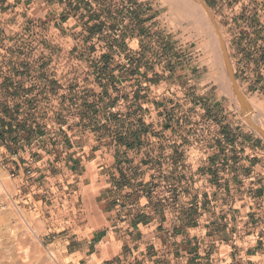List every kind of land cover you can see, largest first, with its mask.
<instances>
[{
	"label": "crops",
	"instance_id": "0c3cea01",
	"mask_svg": "<svg viewBox=\"0 0 264 264\" xmlns=\"http://www.w3.org/2000/svg\"><path fill=\"white\" fill-rule=\"evenodd\" d=\"M84 1L87 6L88 3L94 5L95 0ZM81 2L1 0L0 11L3 9L2 14L12 17L17 25L24 21L27 36L47 38L61 34L58 26H61L62 20L76 22L79 12H72L71 8ZM66 5L69 8H64ZM6 6L9 8L4 9ZM77 10H82V7ZM92 12L91 17L96 16ZM40 26H47V29L40 30ZM87 31L91 35L92 46H88L90 55L86 66L0 64V102L7 100L11 108L9 112L14 117L13 120H10L11 115L9 119H0V140L8 160L7 170L16 171V185L29 189L33 184L38 191H42L46 202L49 196L45 194H53V199L49 201L55 208L64 206L66 199L63 198L69 193L78 192L82 199L81 188L88 189L85 197L94 196L95 207L104 215L110 233L117 238L113 244L118 243V251L100 258L101 261L115 259L113 264H118L117 259H121V264L137 260H150L148 264H154V261L156 264H264V141L243 136L235 128L227 126L229 124H224L219 120V117L224 119L226 113L225 108L221 111L222 96L209 99L219 119L214 115L215 120L207 118L209 121L205 122L211 130L214 145L203 157L205 161L197 164V167L205 166L193 175L196 181L191 193L197 194L201 200L203 198V203L206 199L210 201L211 195L214 196V201L210 202L215 204L214 207L206 205L205 208L214 212L215 217L207 219L203 212L199 219L188 220L184 213L187 210L181 204L173 205L170 198L167 200L171 193L182 191L183 186L170 182L165 176V169L172 162L169 161L168 149L178 148L168 147L169 143H174L171 134L183 130L179 126L181 120L180 123H173L177 119L173 113L183 111L176 105L171 110L167 108L166 115H163L165 118H159L160 110L155 107L157 102L155 105L154 102L148 103V98L153 96L146 98L147 94L139 87L146 84L135 74L139 66L131 71L130 76L112 77L111 64H117L115 59L109 51H98V44H94L95 36L103 31L99 28ZM122 34L126 43L137 36ZM262 49L257 55L260 60H251L256 63L253 69L260 70L263 75L262 78L253 77L249 84L255 92L264 85V47ZM240 51L246 58L244 62H251L248 50ZM142 54L138 44L135 47L121 45L122 64H139L141 60L138 58ZM244 65L249 67L250 64ZM63 68L69 70L63 78L69 88L61 107L53 108L55 116L62 120L59 128L55 127L60 129L61 135L56 132L47 135L45 127L30 124L26 118H30L35 111L42 115L43 101L56 97L60 101L63 99L57 87H61L60 72ZM188 81H195L193 84L197 85L209 83L207 78L199 82L192 78ZM210 87H205L203 91ZM85 92V96H79ZM142 98H146L145 103ZM154 99L157 100V97ZM200 99L205 100L198 99L195 107L197 119L202 117L205 109V105L199 103ZM174 104L172 102L168 106L173 107ZM2 107L3 103H0ZM160 133L164 134L165 141L156 137ZM190 176H182V183L190 180ZM50 179L55 180V187ZM69 183H74L71 187L75 189L65 193ZM152 188L155 189L154 194L150 193ZM163 195L167 198H162ZM46 202L42 204L45 207ZM190 206L187 204L186 207ZM179 213H182L181 216ZM52 226L57 228L60 222ZM93 237V241L86 240V248L74 247L76 243L73 241H80V238L66 240L69 256L79 254L82 263L85 259V264H89L88 257L94 254L100 257L102 254L104 248L99 245H112L111 240L104 241L105 235L99 236L98 232ZM92 242L91 252L87 253V244ZM222 247L228 248L224 254L220 251ZM105 248L107 250L108 247ZM151 252L153 256L148 257ZM81 261L76 264H82Z\"/></svg>",
	"mask_w": 264,
	"mask_h": 264
},
{
	"label": "rangeland",
	"instance_id": "374dc122",
	"mask_svg": "<svg viewBox=\"0 0 264 264\" xmlns=\"http://www.w3.org/2000/svg\"><path fill=\"white\" fill-rule=\"evenodd\" d=\"M125 1L127 4H122L123 0H95L94 5L88 3L86 6L85 1L82 0L75 8H71L72 12H79L76 22L62 20V24H59L61 26H58L61 34L50 35L47 38L40 35L27 36L28 31L23 27L25 22L20 21L17 25L12 17L4 16L1 9L0 64H83L86 66L89 64L90 55L88 46H92L91 35H88L87 30L101 29L103 33L95 36L94 44H98V51L100 49L109 51L115 59L117 64H111V76L120 78L130 76L131 71L139 66L140 69L135 74L146 83L139 87L145 95L147 94L146 98L148 95L153 96L148 98V103L154 102L155 105L157 102L155 107L160 110L157 116L165 118L163 115H166L167 108L171 110L176 108V105H179L183 111L173 113L177 117L173 123H180L181 120L179 126L183 127V130L171 134L174 143H169L168 147L178 148L168 149V155L171 156L169 161L172 160V162L170 166H167L168 169H165V176L170 182L183 186L180 191L184 194L179 191L178 194L171 193L172 196L169 195L167 198L163 195L162 198L167 200L170 198V203L173 205L181 204L184 210H187L183 212L187 214L190 221L199 219L203 212L206 213L207 219H214L215 213L205 208L206 205L208 208L214 207V203L210 204L214 201V196L211 195L210 201L206 199L203 203V198L201 200L197 194L191 193L196 181L193 175H197L200 168L204 169L205 166L197 167V164L204 160L203 157L208 149L214 145L211 142V130L205 126L207 118H213L215 115V118H220L219 120L224 124H229L227 126L235 128L236 132L242 133L243 136H253L252 139L264 141V85L262 84L256 92L249 85L253 77L262 78L263 76L260 70L253 69V64L256 63L251 60L257 59L258 51L263 50L262 47H264V0ZM8 6L4 9L9 8ZM67 7L69 8L68 5L64 6V8ZM80 7L82 10H77ZM91 11L96 16L91 17ZM46 27L40 26V30L47 29ZM123 32L126 36L129 34L137 36H133L135 40H128L126 43L123 41L125 37ZM122 44L132 47L137 44L140 46L143 54L138 58L141 60L139 64L134 66L122 64ZM242 45L244 47H241ZM241 49L248 50L251 62H244L246 58ZM244 64L250 65L247 67ZM65 70L63 68L60 72L61 87L57 86L58 93L61 92L63 99L60 101L56 97L43 101L44 109H46L40 110L43 114L40 115L35 111L31 113L30 118H26L30 124L35 123L45 127L47 135L52 132L61 135L60 129L56 128H59L62 120L55 116L53 108L61 107L67 94L66 90L69 88L63 80L69 72ZM193 74H195L193 77H189ZM191 78L196 81L199 79L197 82L207 78L209 83L193 84L195 81H188ZM189 84L193 85L189 86ZM209 85L211 87L203 91ZM126 88L128 90L127 85ZM85 94L86 92L79 96H85ZM219 96H222L224 100L221 110L223 111L224 108L226 110L224 119L216 116L217 110L215 111L209 101ZM155 97L157 100L154 99ZM146 98H142L144 103ZM182 98L185 100L179 101ZM199 98L205 99L199 100L200 104L205 105V109L202 117L197 119L198 112L195 107L198 105ZM172 102H175L174 106L169 107L168 105ZM0 103H3V107L0 108V119L3 117L9 119L13 114L9 112L11 110L9 103L7 100ZM189 103L191 105L188 107ZM4 114L6 117L3 116ZM13 118L12 116L10 120ZM158 125L160 126L161 123ZM156 137L166 140L161 133ZM186 175H191L190 180H184L182 183L181 177ZM1 176L10 195L20 204V212L18 213L11 204H0V264H76L81 261V257L79 254L69 256V245L65 246V241L77 237L80 241H73L76 243L74 247L86 248V240H95L93 237L95 232H98L99 236L105 235L104 241L111 240L112 245H99L100 248H104L101 251L102 254L100 257L96 254L88 257L89 264H113L116 261L100 259L117 252L118 243L113 244L117 238L110 233L104 221V215L95 207L94 196L89 194V198L85 197L88 189L81 188V193L84 195L81 199L78 192L69 193L70 190L75 189L71 187L74 183H69L65 193L70 195L63 198L66 199L64 206L55 208L49 201L53 199V194H45L46 197L49 196L46 202L42 191H38L37 187H28L34 193L25 196L28 201L22 202L25 200L22 199L23 195L28 192V189L16 185L15 176L10 179L5 168ZM50 182L55 187V180L50 179ZM39 184L42 185L40 182ZM45 202L47 208L42 205ZM187 204L191 206L186 207ZM199 207L201 212L198 211ZM181 214L179 213L180 216ZM59 222L60 226L57 228L52 226ZM92 245L93 242L87 244L89 248L87 253L91 252ZM105 247H108L107 250ZM65 248L67 250L62 251ZM227 250V247H222L221 254ZM151 256H153L152 252L148 254V257ZM84 260L83 263L81 261L82 264H85ZM132 262L126 261L124 264H148L150 260ZM117 263L121 264V259H117ZM154 264H156L155 261ZM165 264L168 263L165 262Z\"/></svg>",
	"mask_w": 264,
	"mask_h": 264
},
{
	"label": "built area",
	"instance_id": "2783aa9c",
	"mask_svg": "<svg viewBox=\"0 0 264 264\" xmlns=\"http://www.w3.org/2000/svg\"><path fill=\"white\" fill-rule=\"evenodd\" d=\"M123 1H125V0H123ZM208 121L209 120H207V122ZM7 161L8 160H7L6 152L3 149V145H2L1 140H0V189H1L0 204H2V205L11 204L15 208V210L19 213L20 212V210H19L20 204L18 203V201H15L13 199V196L10 195V192L8 191L7 187L4 184L3 177L1 176V173L4 171V168L7 170V168H6V162ZM7 172H8V177L10 179H12L15 176L16 171L15 170H11V171L7 170ZM28 173H29V171L26 172V174H28ZM29 187H35L36 188V186H34V185H31ZM149 190H150V193L152 192L154 194V190H155L154 188L149 189ZM33 193H34V191L32 192L30 189H28V192L23 195L22 199H25V200H22V202H24V201L27 202L28 200L25 196H28L29 194L32 195ZM29 208H31V207L29 206Z\"/></svg>",
	"mask_w": 264,
	"mask_h": 264
}]
</instances>
